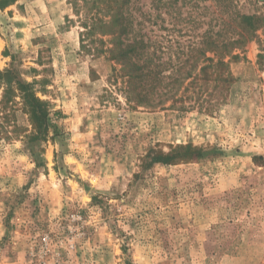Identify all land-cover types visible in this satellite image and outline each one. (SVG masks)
<instances>
[{"label": "rangeland", "instance_id": "1", "mask_svg": "<svg viewBox=\"0 0 264 264\" xmlns=\"http://www.w3.org/2000/svg\"><path fill=\"white\" fill-rule=\"evenodd\" d=\"M159 6H131L162 66L155 106L134 109L126 71L99 53L110 37L82 39L73 0H0V72L50 111L40 133L0 87V264H264V26L216 86L190 77L209 64L191 58V2ZM236 8L264 16V0Z\"/></svg>", "mask_w": 264, "mask_h": 264}, {"label": "trees", "instance_id": "2", "mask_svg": "<svg viewBox=\"0 0 264 264\" xmlns=\"http://www.w3.org/2000/svg\"><path fill=\"white\" fill-rule=\"evenodd\" d=\"M137 0H73V7L80 20L82 28L86 32L83 38H93L96 34L101 37H110V46L100 48L99 53L108 54L110 59L120 64L126 71L128 78L126 92L127 100L133 103L134 109L141 105L155 106V98L149 97L161 84V64L156 62L157 55L155 43L145 35L139 33L134 25L131 6ZM179 0H155L159 5L172 7ZM186 2L187 0H181ZM191 2V58L203 56L209 61L206 66L191 64V80H198V74L193 76L192 71L208 72L209 81L226 87L232 81L229 71L230 61L226 58H236L235 54L250 37H254L257 31L264 26V16L256 14H242L236 8L240 0H188ZM206 5L200 6V3ZM237 3V4H236ZM202 8L205 17H209L208 29L201 35L195 33L196 25L201 24ZM197 10V11H196ZM217 28V29H216ZM240 29V30H239ZM153 48V50H151ZM213 57H207L208 54ZM220 60L215 62L214 57ZM134 60V61H133ZM222 73L216 74V69ZM208 70V71H207ZM189 75V74H188ZM192 83V82H191ZM4 85L2 108L6 107L19 97L22 100L23 111L29 115L32 124L44 133L49 129L50 111L35 92L34 84H25L18 80L12 72H0V87ZM141 90L134 95L133 88ZM148 89L147 92L144 90ZM148 97V98H147ZM188 155L200 156V152L194 146H184ZM186 154V155H187ZM188 157V156H184ZM175 154L172 152L166 156H156L153 163H173ZM192 159V158H191Z\"/></svg>", "mask_w": 264, "mask_h": 264}]
</instances>
